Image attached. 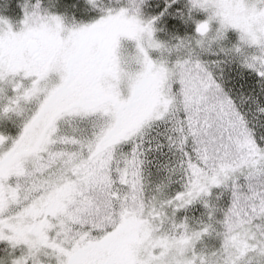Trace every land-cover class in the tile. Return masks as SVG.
Wrapping results in <instances>:
<instances>
[{
    "label": "snow or ice",
    "instance_id": "snow-or-ice-1",
    "mask_svg": "<svg viewBox=\"0 0 264 264\" xmlns=\"http://www.w3.org/2000/svg\"><path fill=\"white\" fill-rule=\"evenodd\" d=\"M0 264H264V0H0Z\"/></svg>",
    "mask_w": 264,
    "mask_h": 264
},
{
    "label": "rangeland",
    "instance_id": "rangeland-1",
    "mask_svg": "<svg viewBox=\"0 0 264 264\" xmlns=\"http://www.w3.org/2000/svg\"><path fill=\"white\" fill-rule=\"evenodd\" d=\"M13 15H15V14L13 13Z\"/></svg>",
    "mask_w": 264,
    "mask_h": 264
}]
</instances>
